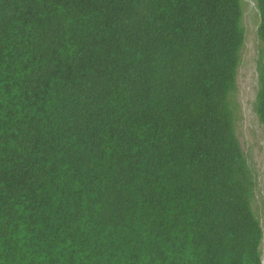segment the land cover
<instances>
[{"label":"trees","instance_id":"16d2710c","mask_svg":"<svg viewBox=\"0 0 264 264\" xmlns=\"http://www.w3.org/2000/svg\"><path fill=\"white\" fill-rule=\"evenodd\" d=\"M241 17V0H0V264H262Z\"/></svg>","mask_w":264,"mask_h":264},{"label":"rangeland","instance_id":"374dc122","mask_svg":"<svg viewBox=\"0 0 264 264\" xmlns=\"http://www.w3.org/2000/svg\"><path fill=\"white\" fill-rule=\"evenodd\" d=\"M244 41L237 69L235 130L255 180L252 205L263 226L261 257L264 264V128L254 109L257 88L256 65L262 44L257 35L259 23L256 0H241Z\"/></svg>","mask_w":264,"mask_h":264}]
</instances>
